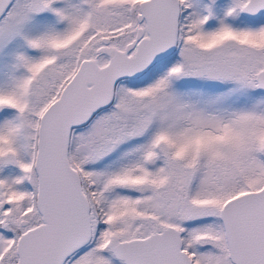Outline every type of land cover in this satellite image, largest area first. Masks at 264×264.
<instances>
[{
  "label": "snow or ice",
  "instance_id": "6c2138e0",
  "mask_svg": "<svg viewBox=\"0 0 264 264\" xmlns=\"http://www.w3.org/2000/svg\"><path fill=\"white\" fill-rule=\"evenodd\" d=\"M0 264H264V0H0Z\"/></svg>",
  "mask_w": 264,
  "mask_h": 264
}]
</instances>
